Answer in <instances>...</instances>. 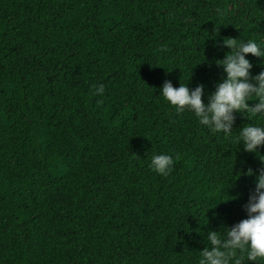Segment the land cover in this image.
<instances>
[{"label": "trees", "instance_id": "trees-1", "mask_svg": "<svg viewBox=\"0 0 264 264\" xmlns=\"http://www.w3.org/2000/svg\"><path fill=\"white\" fill-rule=\"evenodd\" d=\"M229 38L264 42V0H0V264H198L203 234L245 219L237 173L264 165L235 137L255 120L226 139L159 95L206 100Z\"/></svg>", "mask_w": 264, "mask_h": 264}, {"label": "clouds", "instance_id": "clouds-1", "mask_svg": "<svg viewBox=\"0 0 264 264\" xmlns=\"http://www.w3.org/2000/svg\"><path fill=\"white\" fill-rule=\"evenodd\" d=\"M223 46L231 51L215 63L223 68L225 75L206 100L204 84L190 88L189 81L175 87L170 80H166L160 87L159 95L175 108L176 113L191 112L200 125L213 133L222 132L226 139L231 138L237 112L246 115L249 120L254 119L255 123L245 124L239 129L235 140L238 145L242 142L244 152L255 153L264 165V152L261 151L264 147V59L260 62L261 70L253 74V63L247 58V54L264 58V42L229 38L223 40ZM103 93V85L95 88L94 95ZM250 100L257 102L250 105ZM173 163L172 156L160 153L152 155L148 166L156 173L167 176ZM237 174L256 177L255 189L243 205L247 216L231 226H225L223 232L209 230L203 234L207 246L201 250L198 264L264 262V167L258 170L248 168L247 172Z\"/></svg>", "mask_w": 264, "mask_h": 264}]
</instances>
